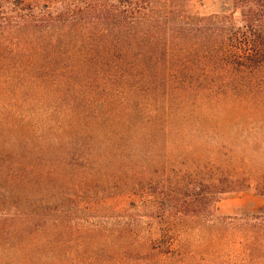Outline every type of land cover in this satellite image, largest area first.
<instances>
[{"label":"trees","instance_id":"16d2710c","mask_svg":"<svg viewBox=\"0 0 264 264\" xmlns=\"http://www.w3.org/2000/svg\"><path fill=\"white\" fill-rule=\"evenodd\" d=\"M225 1L0 0L1 199L56 192L62 172L120 220H55L54 237L135 255L116 263L264 264V215L216 216L229 194L264 198L246 156L264 133V0ZM44 205L0 217V264H42Z\"/></svg>","mask_w":264,"mask_h":264},{"label":"rangeland","instance_id":"374dc122","mask_svg":"<svg viewBox=\"0 0 264 264\" xmlns=\"http://www.w3.org/2000/svg\"><path fill=\"white\" fill-rule=\"evenodd\" d=\"M224 3H226L225 0H203L205 11L207 12L219 9L221 4ZM236 19L240 24V19L238 17ZM30 108L31 107H28L26 112L21 114L31 116V114H26L27 111L29 112ZM34 113L32 114L35 117ZM39 116L40 117L37 118L35 117L36 120L34 121L42 118L41 115ZM254 122L260 126L264 124V120L262 118H258ZM257 137L258 143L256 147H254L251 152L248 151L246 156H248V160H251L253 164L264 169V133L259 132ZM57 173L58 174L54 178H61L59 182L62 183V185L56 192L55 189L57 187V182L53 180H46L41 184V187L27 186L25 193H20L19 196H16V200L12 197H8V201L5 202L1 199V196L6 191L3 193L1 188L4 187L0 186V217L15 214L16 211H14V206L16 207L22 205V210L30 213L32 205L39 202H43V204H45L44 208L47 209V212H49L48 214L51 217V221L46 227L49 229L47 234L42 236L45 239L44 245H46V248H44V255L41 260L42 264H133L130 262V259H125L122 261L123 263H116L118 261L115 262V260L121 258L123 253L129 255L122 249L110 250L111 252H118L112 257L115 260L112 259L111 261H107L106 258L108 253L106 251L108 250L105 248L99 249L97 247L86 245L84 242L80 241L84 238V236L80 239L77 237L76 240L65 238L66 240L73 242L70 245H62L66 244V240L64 238H61L60 236H52L53 234H57V232H52V222L55 220H62L63 218H68V221L71 222L72 225L79 226L80 228L87 230L91 229L92 226L95 225L113 227L120 220V218L117 217L120 216L118 213L120 210H117V213L110 217L111 215L105 209L97 208L95 211H87L84 209V207H82L83 205H81L83 199L81 195H78L79 192H74L71 184H65L63 179L64 174L62 172ZM44 186L45 188H43ZM61 187H63V190H60ZM44 190L46 192L41 194L40 192H43ZM51 192H54V195H52ZM38 195L42 196L43 201H41V198L37 197ZM137 209L138 212H143L142 209ZM131 211L134 212L133 209H131ZM258 215H264V198L258 196L252 187H249L241 192L227 195L219 204H217L216 207V216L218 218L244 219ZM129 256L132 258L135 255L130 254Z\"/></svg>","mask_w":264,"mask_h":264}]
</instances>
